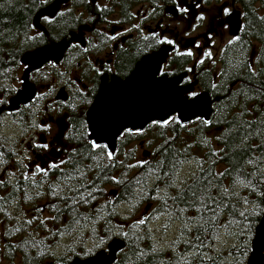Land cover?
Masks as SVG:
<instances>
[{
    "label": "trees",
    "instance_id": "trees-1",
    "mask_svg": "<svg viewBox=\"0 0 264 264\" xmlns=\"http://www.w3.org/2000/svg\"><path fill=\"white\" fill-rule=\"evenodd\" d=\"M50 1L0 0V96L5 100L15 94L7 82L16 80L21 56L67 39L79 25L75 13L67 11L41 22L45 33L36 31L33 18ZM160 1L104 0L100 12L126 20L134 7ZM240 3L242 30L211 92L220 99L209 123L175 120L151 123L142 133L126 131L109 159L104 146L93 148L87 139L85 111L94 88L77 96L78 106H63L68 110L67 135L75 138L66 156L69 187L53 197L36 185L30 189L0 183V264H69L105 249L113 238L125 243L113 264H246L264 212V0ZM82 5L91 9L87 0ZM70 6L75 8L76 0ZM70 56L67 50L64 63ZM32 113L19 110L14 125L28 129L37 119ZM147 133L154 139L150 158L133 163V150L126 146ZM12 145L0 139L1 166H11ZM188 163L194 171L178 183ZM108 186L117 190L115 197H105ZM44 199L51 204H42ZM127 203L150 207L143 223H127L119 210ZM151 218L164 219L172 232L174 239L165 247H157L145 224Z\"/></svg>",
    "mask_w": 264,
    "mask_h": 264
},
{
    "label": "flooded vegetation",
    "instance_id": "flooded-vegetation-1",
    "mask_svg": "<svg viewBox=\"0 0 264 264\" xmlns=\"http://www.w3.org/2000/svg\"><path fill=\"white\" fill-rule=\"evenodd\" d=\"M82 1L76 0V7L72 9L69 0L61 6L58 14L67 11L75 13L79 25L74 31L77 32L80 27L88 28L83 30L84 43H72L69 46L71 56L67 62L64 63L62 59L58 65L49 63L30 76L35 95L29 103L9 112L10 98L5 100L0 96V129H8L12 122L16 123V112L21 109L29 108L33 112L32 117L34 113L37 114V119L29 122L28 129L22 128L24 133L17 141H13L11 166L0 164V183L4 185L12 188L25 185L30 189L36 185L39 190L52 193L53 197L69 187L66 156L71 148L69 141L75 138L67 135L68 110L63 106H78L77 96L88 92L90 88H94L96 95L102 77H106L108 82L112 76L121 80L128 78L142 58L157 52L161 47H169L170 51L159 76L173 78L184 75L179 86L190 89L188 99L203 93L211 99L215 98L211 92L218 86L222 62L228 64L229 58H232L230 53L235 50L231 46L239 40L243 25L241 0H164L156 4L143 3L134 7L132 17L126 20H121L116 13L101 14L104 2L94 0L92 3L87 0L91 4V9L87 10ZM178 7L187 8L188 11L180 13ZM224 9L228 10L227 14ZM236 13L239 14L241 29L239 35L234 37L229 33L228 20ZM198 16H204V20H198ZM51 21L53 19L42 20L46 23ZM166 40L173 43L167 44ZM188 52L192 54L185 55ZM47 70L57 71L59 75L51 71L46 74V79H41L40 76ZM234 86L232 84L230 88ZM61 89L66 96L64 101L57 98ZM216 104L212 105L211 118ZM173 118L176 120L175 116L170 119ZM202 123L206 124L197 119L189 124ZM1 138L10 141L2 134ZM41 202L51 204L49 199Z\"/></svg>",
    "mask_w": 264,
    "mask_h": 264
},
{
    "label": "water",
    "instance_id": "water-1",
    "mask_svg": "<svg viewBox=\"0 0 264 264\" xmlns=\"http://www.w3.org/2000/svg\"><path fill=\"white\" fill-rule=\"evenodd\" d=\"M68 1L54 0L39 9L32 21L34 29L45 33L41 20L53 19ZM90 1L94 3V0ZM228 24L230 35L238 36L241 28L239 14L231 16ZM87 29L80 27L77 32H70L68 39L49 42L21 56L20 63L24 67L20 77L21 85L8 102L9 112L16 111L34 97L35 87L29 81L30 74L48 63L59 64L70 44L84 43L83 30ZM169 51V47H161L157 52L145 56L124 80L112 76L108 82L106 77H102L98 92L85 112L87 138L92 146H104L113 155L117 141L125 131L143 132L149 124L164 123L173 116L184 125L197 119L205 123L210 121L212 105L219 101L218 97L211 99L208 94L203 93L188 99L190 89L179 86L184 75L173 78L159 76ZM57 98L66 100L62 89ZM147 154L143 152L144 156ZM124 247L125 243L121 239L114 238L104 250L84 259L74 258L69 264H113ZM246 264H264V212L254 230Z\"/></svg>",
    "mask_w": 264,
    "mask_h": 264
},
{
    "label": "rangeland",
    "instance_id": "rangeland-1",
    "mask_svg": "<svg viewBox=\"0 0 264 264\" xmlns=\"http://www.w3.org/2000/svg\"><path fill=\"white\" fill-rule=\"evenodd\" d=\"M99 3H103L104 0H97ZM185 28V27H184ZM23 71V67L16 72V80L14 81H8L7 85L8 86H13L15 90H18L20 88V76ZM31 82V81H30ZM41 82H43L41 80ZM68 118V117H67ZM40 119V118H39ZM15 122V121H14ZM14 122L11 123V126L8 129H4L3 127L0 129V134L5 135L8 139H10L12 142L17 141L18 138L24 133V130L19 126H15ZM174 122L173 119L168 120L167 124ZM166 124V123H165ZM193 126H188L187 129H192ZM150 133L144 134L141 136L138 140L133 141L129 143V145L126 146L127 151L133 150V153L131 154L130 157L133 159V163H137V161H141L144 159L150 158V153H151V148L149 146V143L151 144L152 141L154 140L151 138ZM212 135V133H211ZM184 137V136H182ZM141 142V145H140ZM69 148V146H68ZM143 152H148L146 156L142 155ZM131 163V164H133ZM193 164L188 163L186 166L183 167V170L181 171V174L178 176V183H181L185 180V178L189 177L192 175V172L194 169L192 168ZM116 189L113 186H108L105 188V197L107 198L108 195L115 197L116 196ZM123 217L127 223H131L134 221H142L146 220L144 219L146 217V214L149 212L150 207H135L134 205L131 204H125V206H120V209ZM165 220L161 218H151V220L146 222L147 227L149 228L150 231H152L155 234V240L158 242L157 247H165L169 243L172 242L174 239L172 236V232H170L169 227H165ZM170 233V234H169ZM169 235V236H168ZM172 236L171 238H169ZM64 242H62L63 244ZM1 264H7L6 261H2ZM17 264V263H16Z\"/></svg>",
    "mask_w": 264,
    "mask_h": 264
},
{
    "label": "snow or ice",
    "instance_id": "snow-or-ice-1",
    "mask_svg": "<svg viewBox=\"0 0 264 264\" xmlns=\"http://www.w3.org/2000/svg\"><path fill=\"white\" fill-rule=\"evenodd\" d=\"M174 2H175V0H174ZM197 6H198V5H197ZM177 11L180 12V13H185V12L188 11V9H187V8H184V7H178V8H177ZM224 12H225V14H227L228 10H227V9H224ZM197 19H198V20H204V16H198ZM165 43H167V44H172L173 41H171V40H166ZM191 54H192L191 52L185 53V55H191ZM205 55H208V53H205ZM173 121H175V118H173ZM167 122H168V121H165L164 123H167ZM175 122H178V121H175ZM96 147H99V145H97V144H93V148H96ZM109 159H111V155H109ZM54 166H55V165H54ZM141 223H143V221H141Z\"/></svg>",
    "mask_w": 264,
    "mask_h": 264
},
{
    "label": "bare ground",
    "instance_id": "bare-ground-1",
    "mask_svg": "<svg viewBox=\"0 0 264 264\" xmlns=\"http://www.w3.org/2000/svg\"><path fill=\"white\" fill-rule=\"evenodd\" d=\"M253 48V47H252ZM204 141V140H203ZM206 142V141H205ZM207 145V144H206ZM205 156V155H204ZM191 160V159H190ZM190 160H189V162H190ZM195 163V162H194ZM196 164H197V162H196ZM177 171V170H176ZM175 173V172H174ZM176 174V173H175ZM174 182H175V180H174ZM181 185V184H180ZM191 218V217H190ZM180 220H181V218H180ZM177 221V220H176ZM174 222V221H173ZM176 225V224H175ZM175 225L173 226V227H175ZM189 225V224H188ZM170 226V225H169ZM172 229V228H171ZM188 230V229H187ZM190 230V229H189ZM112 231V230H111ZM121 235V234H120ZM112 237V236H111ZM180 238V237H179ZM178 238V239H179ZM152 239V238H151ZM111 240V239H110ZM151 241V240H150ZM179 242V241H178ZM151 243V242H150ZM152 243H153V241H152ZM176 243H177V241H176ZM171 245V244H170ZM173 245V244H172ZM155 246V245H154ZM171 249H173V248H171ZM167 252V251H166ZM73 259V258H72Z\"/></svg>",
    "mask_w": 264,
    "mask_h": 264
}]
</instances>
